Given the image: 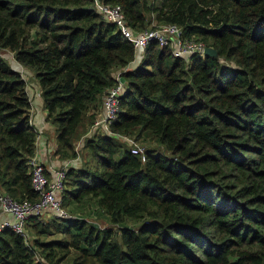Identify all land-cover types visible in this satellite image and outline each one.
Segmentation results:
<instances>
[{"label": "trees", "instance_id": "1", "mask_svg": "<svg viewBox=\"0 0 264 264\" xmlns=\"http://www.w3.org/2000/svg\"><path fill=\"white\" fill-rule=\"evenodd\" d=\"M100 1L135 32L173 23L218 57L185 60L155 43L136 54L93 0H0V191L37 198L33 96L10 51L38 83L54 155L87 153L67 169L63 205H96L95 218L4 229L0 264H264V0ZM117 72V120L77 150ZM143 131L165 151L144 148V162L120 141ZM104 216L110 225L97 226ZM129 219L140 225L120 227Z\"/></svg>", "mask_w": 264, "mask_h": 264}, {"label": "built area", "instance_id": "2", "mask_svg": "<svg viewBox=\"0 0 264 264\" xmlns=\"http://www.w3.org/2000/svg\"><path fill=\"white\" fill-rule=\"evenodd\" d=\"M92 6L107 22L116 26L117 30L133 45L136 54H140L148 45L155 43L160 47H171L175 56L190 60L194 55H204L206 45L194 37L186 38L182 28L173 23H161L153 28L140 32L133 31L125 22L124 15L117 6L105 4L100 0H93ZM124 68L122 71L128 69ZM121 72L116 74L117 83L110 87L104 95V113L94 120L89 131L77 143L78 150L86 137L102 132L116 121L120 114V97L125 92L124 80L121 81ZM33 123V121H32ZM34 124V123H33ZM107 131H103L105 133ZM39 138V137H37ZM54 148L51 152H54ZM130 153L145 161V150L142 147L130 145ZM39 151H35L29 160L31 185L37 198L30 200H16L0 191V212L9 214L11 219L0 221V233L4 229H11L17 234L24 235L26 224L32 216L48 215L60 219L71 218L67 207L63 205L62 193L65 189L66 172L75 161L62 162L59 166H45Z\"/></svg>", "mask_w": 264, "mask_h": 264}, {"label": "rangeland", "instance_id": "3", "mask_svg": "<svg viewBox=\"0 0 264 264\" xmlns=\"http://www.w3.org/2000/svg\"><path fill=\"white\" fill-rule=\"evenodd\" d=\"M2 55L8 59L9 62H11V66L12 67H17L19 68L20 72L22 73L23 77L26 79L27 81V90L28 93L31 95L32 98H34V96L36 95L37 91H39V86L38 83L34 80L33 74L26 68H22V66L17 65L18 63L14 60L13 54L10 51H3ZM37 84V87H34V85ZM89 129V128H88ZM52 135H53V128L51 129ZM144 133V136H142V134ZM142 136V137H141ZM132 145L135 146H139L142 148H147V149H152V150H156L157 152H165L161 145L159 144L158 140L154 137V135L149 132V131H143L141 133V135L134 140V142H132ZM129 144L128 142H123L122 141V149H129ZM81 157H80V161H78L77 165L84 163L85 159L88 158V156H86V151L83 149L81 150ZM68 209V212L70 213V215H80L82 214L84 217H87L89 219L91 218H95L94 216V211H96V205L92 202L89 201L88 199H84L81 202H75V204H70L69 206H65ZM97 217V216H96ZM100 218V219H98ZM96 218V222H94L97 226H99V224H102V226H108L110 225V221L106 220V218L104 219L103 217H98ZM140 225L139 222L133 220V219H129L124 221L123 223L120 224V227H133V228H137Z\"/></svg>", "mask_w": 264, "mask_h": 264}, {"label": "crops", "instance_id": "4", "mask_svg": "<svg viewBox=\"0 0 264 264\" xmlns=\"http://www.w3.org/2000/svg\"><path fill=\"white\" fill-rule=\"evenodd\" d=\"M138 62L135 61L132 63L134 66ZM118 73V72H117ZM37 87V84L33 86ZM104 98V96H103ZM103 98H102V106L100 110V117L104 113V105H103ZM32 121L38 130V136L36 141V152L39 151V153L42 155L41 160L45 164V166H59L62 164V161H60L57 156L54 155V152H51V149H55V134L53 131V135L51 132V129L53 128L49 123L45 121V111L43 109L42 101L40 98V90L37 91L36 95L32 99ZM103 131H107V129H103ZM103 131L101 133H103ZM100 133V132H97ZM144 136V133L142 134ZM141 136V137H142ZM120 141L128 142L129 145H132V142H134V138L132 136L130 137H120ZM75 164L77 165L78 159L74 160ZM11 219V216L6 213L0 212V221ZM105 219V216H104Z\"/></svg>", "mask_w": 264, "mask_h": 264}, {"label": "water", "instance_id": "5", "mask_svg": "<svg viewBox=\"0 0 264 264\" xmlns=\"http://www.w3.org/2000/svg\"><path fill=\"white\" fill-rule=\"evenodd\" d=\"M204 55L212 56V57H218L216 50L213 47L206 46L204 49ZM121 81L123 82V78H121Z\"/></svg>", "mask_w": 264, "mask_h": 264}]
</instances>
